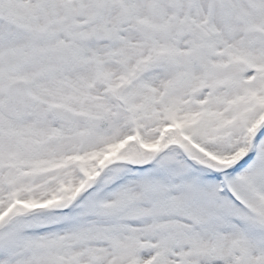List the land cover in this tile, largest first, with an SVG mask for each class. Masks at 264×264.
<instances>
[{"label": "snow or ice", "instance_id": "snow-or-ice-1", "mask_svg": "<svg viewBox=\"0 0 264 264\" xmlns=\"http://www.w3.org/2000/svg\"><path fill=\"white\" fill-rule=\"evenodd\" d=\"M0 264H264V0H0Z\"/></svg>", "mask_w": 264, "mask_h": 264}]
</instances>
